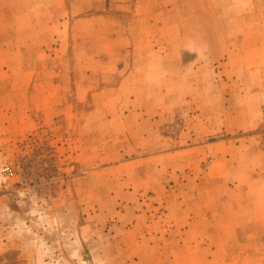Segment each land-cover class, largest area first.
<instances>
[{"label":"rangeland","instance_id":"374dc122","mask_svg":"<svg viewBox=\"0 0 264 264\" xmlns=\"http://www.w3.org/2000/svg\"><path fill=\"white\" fill-rule=\"evenodd\" d=\"M155 9L0 0V264H264V0Z\"/></svg>","mask_w":264,"mask_h":264},{"label":"crops","instance_id":"0c3cea01","mask_svg":"<svg viewBox=\"0 0 264 264\" xmlns=\"http://www.w3.org/2000/svg\"><path fill=\"white\" fill-rule=\"evenodd\" d=\"M158 2H162V0H118V36L122 40L125 36L126 40L131 42L130 47L135 49L137 41L135 42L133 35L140 31L145 34L148 28L154 29L156 27V32L165 38L166 48L172 53L174 59H178L185 47L179 22L175 19L165 21V11H160L161 8L155 9ZM169 18L171 17L169 16ZM138 19L140 21L137 25ZM167 38L168 40H166ZM127 52L131 54L132 48H129Z\"/></svg>","mask_w":264,"mask_h":264}]
</instances>
